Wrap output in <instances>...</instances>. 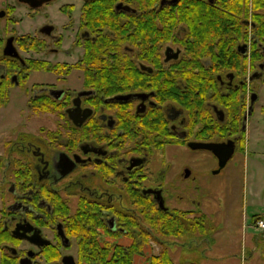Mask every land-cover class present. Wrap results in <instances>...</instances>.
<instances>
[{"label":"flooded vegetation","instance_id":"flooded-vegetation-1","mask_svg":"<svg viewBox=\"0 0 264 264\" xmlns=\"http://www.w3.org/2000/svg\"><path fill=\"white\" fill-rule=\"evenodd\" d=\"M53 1L0 5V264H135L148 253L151 263L156 246L183 237L198 249L218 186L207 173L248 155V125L264 115L252 9L238 29L196 19L194 3L176 20L178 0H83L54 19ZM164 220L182 234L164 238ZM261 232L242 264L264 256Z\"/></svg>","mask_w":264,"mask_h":264},{"label":"rangeland","instance_id":"rangeland-1","mask_svg":"<svg viewBox=\"0 0 264 264\" xmlns=\"http://www.w3.org/2000/svg\"><path fill=\"white\" fill-rule=\"evenodd\" d=\"M69 3L80 7L83 0H54L47 9L53 18L62 5ZM26 11L21 6L16 15L18 19L23 20L18 25L22 32L29 24ZM60 15L63 21L67 20L63 14ZM7 25V18L0 16V37L6 36ZM258 84H261L260 103H264V80ZM10 111L7 110L6 118L10 116ZM11 113L15 117L13 124L17 125L16 123L26 118L27 110L20 106L19 110L14 109ZM253 122L248 125L247 131L248 155L236 154L218 175L207 173L208 178L218 186L209 193L210 206L206 211L209 215L210 230L205 235L206 242L203 241V245L196 250L184 246L189 242L186 237L170 247L162 244L168 248L177 264H242L237 257L243 255L246 242L252 247L251 236L263 233L262 230L251 226L250 219L252 214H264V115L258 112ZM21 128L23 129V125ZM260 241L264 246V239ZM163 247L160 244L156 246L153 254L160 253ZM248 251L245 256H248ZM150 254L138 256L135 264H150L146 263ZM250 260L252 263L248 264H264V256L258 252Z\"/></svg>","mask_w":264,"mask_h":264},{"label":"trees","instance_id":"trees-1","mask_svg":"<svg viewBox=\"0 0 264 264\" xmlns=\"http://www.w3.org/2000/svg\"><path fill=\"white\" fill-rule=\"evenodd\" d=\"M118 1L120 0H109V2L112 4L117 3ZM124 2L133 4L134 0H124ZM99 3L101 5H104L106 4V0H99ZM189 3H194V5L196 6L194 12L191 14V15H195L196 19H200L202 17L200 16V14L203 13L205 20L208 21L220 20L223 23L234 22V24L236 25L235 27L238 29H240V23L244 18L241 12H243L244 10L245 18H247L249 16L250 10L252 9V17L255 23L256 38H258V40L264 44V0H217L216 2L213 3L209 0H194V1L178 0V3L175 5L176 8L174 10V12L176 13V17H175L176 20L178 19V17H180L181 20L184 19L183 7ZM202 5H204L205 7ZM217 5L218 8L219 7L221 8V9L219 8L220 12L218 13V16H217V12H215ZM260 219H264V217L259 215L255 216V222H257ZM159 225H160L159 226L160 234L163 235L164 238H167L169 234L173 233V230L176 231L175 235L182 234L179 227L175 226V228H173L172 224L171 223L169 224V222H167L166 220L160 222ZM160 243L162 242L160 241ZM85 256H87V254H85ZM126 264H132V259L128 258ZM150 264H177V263L170 255L169 250L166 247H163L160 253L153 256Z\"/></svg>","mask_w":264,"mask_h":264},{"label":"water","instance_id":"water-1","mask_svg":"<svg viewBox=\"0 0 264 264\" xmlns=\"http://www.w3.org/2000/svg\"><path fill=\"white\" fill-rule=\"evenodd\" d=\"M21 1L29 2L33 7H38L39 5L43 4L44 2H50L53 0H41L40 2H30V0H21ZM0 15L4 16L5 12H2ZM14 52H15V49L13 47H11V45H8V47L6 49V53L13 54ZM233 153H234L233 147L230 148L226 154H221L218 152L219 159H220V169L224 168L227 165V163L230 160V158L232 157ZM64 264H76V263L74 262L73 257H65Z\"/></svg>","mask_w":264,"mask_h":264},{"label":"built area","instance_id":"built-area-1","mask_svg":"<svg viewBox=\"0 0 264 264\" xmlns=\"http://www.w3.org/2000/svg\"><path fill=\"white\" fill-rule=\"evenodd\" d=\"M257 227L260 228V229H264V220L258 221Z\"/></svg>","mask_w":264,"mask_h":264},{"label":"crops","instance_id":"crops-1","mask_svg":"<svg viewBox=\"0 0 264 264\" xmlns=\"http://www.w3.org/2000/svg\"><path fill=\"white\" fill-rule=\"evenodd\" d=\"M4 1H5V0H0V5H1V3H3ZM216 234H217V233H216ZM217 237H218V236H217ZM217 237H216V238H217Z\"/></svg>","mask_w":264,"mask_h":264}]
</instances>
